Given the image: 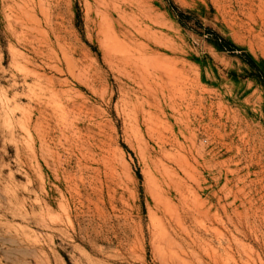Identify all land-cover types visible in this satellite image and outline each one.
Returning a JSON list of instances; mask_svg holds the SVG:
<instances>
[{
    "label": "rangeland",
    "instance_id": "rangeland-1",
    "mask_svg": "<svg viewBox=\"0 0 264 264\" xmlns=\"http://www.w3.org/2000/svg\"><path fill=\"white\" fill-rule=\"evenodd\" d=\"M0 264H264V0H0Z\"/></svg>",
    "mask_w": 264,
    "mask_h": 264
},
{
    "label": "trees",
    "instance_id": "trees-1",
    "mask_svg": "<svg viewBox=\"0 0 264 264\" xmlns=\"http://www.w3.org/2000/svg\"><path fill=\"white\" fill-rule=\"evenodd\" d=\"M222 45H225V42H224V44H222Z\"/></svg>",
    "mask_w": 264,
    "mask_h": 264
}]
</instances>
